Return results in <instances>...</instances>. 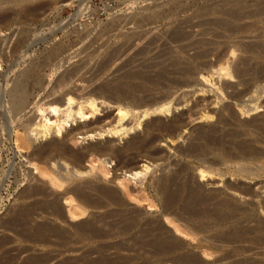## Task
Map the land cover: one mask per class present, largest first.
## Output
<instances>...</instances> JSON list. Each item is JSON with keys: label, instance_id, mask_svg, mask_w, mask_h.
Wrapping results in <instances>:
<instances>
[{"label": "rangeland", "instance_id": "1", "mask_svg": "<svg viewBox=\"0 0 264 264\" xmlns=\"http://www.w3.org/2000/svg\"><path fill=\"white\" fill-rule=\"evenodd\" d=\"M105 2H111L113 7L107 16L99 18L97 7ZM0 31V57L10 56L14 44L25 40L15 57L1 63L0 74L4 77H11L38 60L40 65L43 57L49 54L60 57L43 71L49 88L59 78L76 70L78 73L73 75V82L76 84L72 87L78 85L82 88L83 84L79 85L80 82L76 81L86 77L85 82H88L84 83L85 93L100 85L118 83L129 74H147L149 77L155 75V78L160 72L167 70L164 80H160L162 85L152 87L148 93L156 98L172 101V113L142 117L140 127H137L133 117L141 112L134 116L130 114L123 122L125 128L136 125V129L129 132L130 135L119 133L115 136L113 133L105 134L102 138L99 135L88 138L80 134L85 133L88 128L97 130L98 134L100 130L120 127L118 106L102 105L98 101L100 112L93 115L85 100L75 97L73 107L77 110L82 106L87 116L65 125L61 136L67 139L70 150L77 153L104 145L124 150L133 137L144 135L148 125L154 122L168 123L175 117L182 120L185 126L177 133L174 145L169 138L155 143V149L159 152L156 162L137 157L135 164L138 168L141 169L144 164L150 165L148 176H130V173H125L126 169L118 165L117 160L109 156L102 160L90 157L81 164L80 170L89 173V176H83L86 178L84 180L114 189L120 194L126 205L109 210H136L135 212L144 213L148 220H157L160 216L164 232L195 244L171 217H161L162 209L155 191L157 180L173 172L175 164L182 165L188 169L193 185L202 186L205 193L232 194V202L239 209L232 214L236 216L233 223L203 236L209 239L213 237L215 247L196 249L194 252L207 264H264V130L252 126V122L264 120V73L259 75L255 72V67L264 64V0H0ZM105 61L109 63L104 72H101V65ZM227 61L231 72L238 65L245 68V74L239 77L233 75L232 78L227 76L226 71L220 70L226 66ZM11 69L14 72L10 73ZM169 79L181 82L184 86L172 88ZM139 80L133 81L137 83ZM33 94L37 96L38 92L33 90ZM235 94L240 95L238 100L234 98ZM179 102L181 106L177 110L175 104ZM226 106L233 112L234 118L231 125L222 132H235V141L246 142L256 151L251 155V160L241 162L253 175H240L237 172L240 168L238 163L224 162L214 168L213 176L206 174L207 177L203 180L200 175V169L206 170L201 167L203 162L180 157L175 150L177 146L187 145L191 129L216 125L217 114ZM256 106H260L258 111L248 112V109ZM1 115L2 130L5 131L6 122ZM206 115L213 118L203 120L202 116ZM45 116L50 120L48 125L52 124L53 127L52 137H57V117L49 111ZM34 118V124L45 122L42 114L33 110L12 124L8 133L3 131V136L0 137V264H25L28 259L34 261L33 264H125L118 261V258L125 257L130 252L119 247L125 245L137 231H133L132 235L110 237L108 234L116 233L118 227L122 226L119 216H110L106 211H89L80 216L77 199L66 195V185H61L59 181L68 173L75 172L74 165L64 166L59 161V164L52 163L50 166L30 159L34 148L46 143V138L44 140L39 136L38 139L31 133L29 138L33 148H18L17 136L23 134L20 127L27 124L28 119ZM82 179L75 181L80 182ZM235 185L247 187L254 195L250 197L232 193L230 187ZM33 186L45 188L53 194V198L58 197L64 216H54L38 210L37 204L46 200L43 196L23 198V194L31 191ZM31 205L36 208L35 213L30 214L21 224L15 225L12 221L15 212ZM74 211L77 214L72 215ZM26 222L28 226H25ZM84 222L94 226L90 229L91 238H86L78 229L85 225ZM40 225L48 229L46 240H49L46 243H35L27 239L34 233V228ZM113 225H117L114 230ZM231 230L234 232L229 235ZM229 242H234L235 245ZM241 247L244 249H240ZM145 263L171 264L155 260H136L127 264Z\"/></svg>", "mask_w": 264, "mask_h": 264}, {"label": "bare ground", "instance_id": "2", "mask_svg": "<svg viewBox=\"0 0 264 264\" xmlns=\"http://www.w3.org/2000/svg\"><path fill=\"white\" fill-rule=\"evenodd\" d=\"M24 44V39L16 42V44H14V46L12 47L10 56L0 57V66L3 60H8L14 55L16 56V54L20 51V49H22ZM258 45L257 47L260 46ZM262 45H264V43ZM113 55L114 53L111 56L112 61L114 60ZM111 57L108 58L110 59ZM59 59L60 57H58L57 55L49 54L43 57L40 65H38V62L40 61L38 60L37 63L31 66L23 67L18 72H15L11 77H4L0 74V115L2 114L1 116L4 117L6 122V125H4L6 126L5 131L2 130V122H0V137L3 136V131L5 133H8V130L10 129V126L12 124L18 122L23 117H26L33 110H37L42 114L43 118H45L44 123L34 124V118L28 119L27 124H23L20 127V130L23 132V134L17 136V143L19 145L18 148L20 150H30L33 148L32 141L29 138L31 133H34L36 135V138H38L39 136L40 138H44V140L46 138L48 140L46 141V143L34 148L33 155L30 159L33 162L44 163L50 166L52 163L53 165L54 163L56 165L59 164V161L63 162L65 164L64 166L74 165L75 172L68 173V177H61L59 181L61 182V185H66L65 194L68 196L72 195L74 196L73 198L77 199L78 202L76 203H78L77 208L79 209L78 211L81 214L80 216L86 215L87 213H89V211H106V213H108V215L110 216H119L120 224H122V226L118 227V231L116 230V233L112 232V234H108V236L110 237L127 236L130 234L132 235L133 231H137L135 235H132V237L130 236L131 239L128 240V242L126 241L127 243L125 245H121L119 247L120 249L130 252V254L125 257L118 258V261H121L125 264L132 263L136 260H142L146 262L151 260L160 262L165 261L170 262L171 264H207L202 258L198 256V254L194 252V250L215 247V243L212 239L213 237L210 236V239L208 237L205 238L203 237L205 233L214 231L221 226L233 223L236 216H233L232 214L239 209L232 202L234 200L232 194L230 195L224 192H218L215 194L205 193L202 186L200 187L192 184L188 169L179 164L174 165L173 172H170L168 175H165L157 180L155 191L157 192L156 194L158 203L162 209L161 217L167 219L171 217L172 221L176 222L177 225L180 226L181 229H183L184 234H187L196 242L195 244H192L184 242L170 235L169 233L164 232V227L162 228V220L159 219L160 216L157 220H148L145 218L144 213H138L139 211L135 212L136 210L129 211L122 209L121 211L119 210V212H117V209L116 211L109 210L114 207L123 208V206L126 205L122 200L120 194L114 189L98 186V184H95L90 180H84L86 178H83V176L85 174H88L87 176H89V173H87L85 170L84 171L86 173L80 170L82 162L87 158H101L102 160L103 157L109 156L112 159L117 160L118 165L122 166V169H126L125 173H130V176L132 175L134 178H139L141 176L146 177L148 172L151 170V167L149 164H144L141 169L138 168L135 164L137 157H143L147 161L150 160L156 162L158 160L159 152L155 149V143L157 141L164 140L165 138H169L172 139L171 141L174 145V143H176L174 139L176 138L177 133L185 126V123L182 120H179L177 117H175L168 123L154 122V124L148 125L147 127H145L146 130L144 132V135H136L135 137H133L124 150L116 149L111 145H104L99 147H91L83 153H77L70 150L67 144V139L61 136L62 129L65 127V125H70V122H78V120L85 119L87 116L82 106H80V108L77 110L73 107L76 99L75 97L84 99L87 106L90 107L91 114L93 115L100 112V104L98 103V101H101L102 105H113L114 107L116 105L118 106L117 110L119 111L118 118L120 127H115L114 129H110L107 131L100 130L98 134L96 133L97 130L88 128L85 133H80L81 135H85L88 138H95L96 135H99L102 138L105 134L110 135L113 133L114 135L119 133H123V135H125L132 130L134 131L136 129V125H131V127L127 125V128H125L123 125V122L128 118L130 114L134 116L135 113L141 112L140 115L137 114L134 117L132 116L136 120L137 127H140L142 126V123L140 122L142 117L145 118L150 115L154 116V114H165L166 116V114L172 113V111H174L172 101H167L160 97L156 98L154 96H151L153 94H149L152 87L162 85L160 80H164L165 76L167 75L165 74L167 70L160 72L155 78H153L155 75L153 77H149L147 76V74H145V76L137 74V76L135 74V76H132L131 74H129L128 77L122 78H125L126 80L124 79L122 81H118V83H111L109 81L110 83L104 85L99 84L100 87H94V90L91 91L90 89V92L85 93L87 91L85 90L86 87L84 83L86 84L88 82H85L86 77L84 78L82 76V79H78V77V80H75L76 82H80L79 85L83 84L82 88H80L81 86L78 87V85H74V87H72V85L75 83L73 82V75L78 73V70L70 73L66 77L64 76L62 78H59L52 88H49L47 86L43 71L46 66L53 63L54 61H58ZM262 59H264V56H262ZM108 63L109 61H105V63L102 64L103 66L101 65V72H104ZM101 67H99V69H101ZM220 70L226 71V75L230 76L231 78L233 77V75L239 77L245 74V68H242L238 65L234 69V73L231 72L232 70L230 69L229 61H227L226 66L221 67ZM12 72H14V69H11L10 73ZM255 72L259 75L264 73V64L255 67ZM95 73L97 74L98 72ZM99 75L100 74H98V76ZM132 79L140 80L139 82L134 83ZM170 82L172 88H179L180 86H184V84H181V82H176L175 80H170ZM33 90H36V92H38L37 96L33 94ZM234 98L238 100L240 98V95L235 94ZM180 106V102L178 104H175V109L178 110V107ZM259 109L260 106H256L254 107V109H248V112L258 111ZM48 111L50 114H54L58 119L56 122L58 124V127L56 126V128H58L57 137H52L53 134H51V132H53V127L52 124L51 126L48 125L50 121L47 118L48 115L45 116V113ZM216 117V125L209 126L207 128L199 127L196 129H191L190 136L187 138V145L185 147L177 146L175 150L176 154L180 157L190 158L195 161L203 162L201 164V167L206 169H200V175L203 180L207 177L206 174L212 175V172L215 171L214 168L223 165L224 162L238 163L240 165V168L237 170V172L240 175H253L252 171L246 165L241 164V162L245 163L251 160V155L255 154L256 151L246 142L235 141V132H222L224 128L231 125V121L234 118L233 112L229 107L226 106L222 108V110L217 114ZM211 118L213 117H209L208 115L202 116L203 120ZM72 126L73 125H71V127ZM252 126L257 127L258 129L261 128L260 130L263 131L264 120H261L260 122L254 121L252 122ZM262 135L264 136V131L262 132ZM91 174L92 173H90V175ZM78 178L79 180L80 178L83 179L80 182H76L75 180ZM37 186H33L34 188L32 190L29 188V190L31 191L24 193L23 198L28 199L37 196H43L46 199L45 202H41V204H37L36 202V204L39 206L38 210H41L42 213H48L54 216H64V211L62 210V206H60V200L58 199V197L53 198L52 193H49L45 188ZM230 190L234 194L250 197L254 195L253 192L247 187L235 185L231 186ZM32 206L33 205H31V207H23L15 212L12 219L15 225L22 222L30 214L32 215L33 212L35 213L36 208ZM71 214L75 215L77 213H75L74 211ZM28 225L29 224L25 226ZM116 226L117 225H113L112 229L114 230ZM93 227V224L88 222L82 227L79 226L78 229L80 228L86 238H91L89 236V233L91 232L90 229ZM47 231L48 229L45 226L40 225L34 228V233H31L32 236L29 235L30 237H27V234L26 237L27 239H30L35 243H46L47 240H49H46ZM233 232L234 231L231 230L230 232H228V234L232 235ZM23 237H25V235H23ZM224 238L226 239V237ZM241 240L242 242H244V239ZM241 240H239L240 243H242ZM229 243L231 244V242ZM226 244L228 245V241ZM233 244L234 242L231 245ZM240 249L244 248L241 247ZM33 262L28 259L25 264H33ZM238 263L243 264L244 262ZM247 263L248 262H245V264Z\"/></svg>", "mask_w": 264, "mask_h": 264}, {"label": "built area", "instance_id": "3", "mask_svg": "<svg viewBox=\"0 0 264 264\" xmlns=\"http://www.w3.org/2000/svg\"><path fill=\"white\" fill-rule=\"evenodd\" d=\"M113 7V4L111 2H105L100 5V7H97V13L98 17H105L108 14V11L111 10Z\"/></svg>", "mask_w": 264, "mask_h": 264}]
</instances>
